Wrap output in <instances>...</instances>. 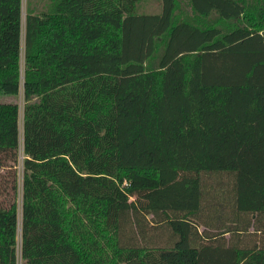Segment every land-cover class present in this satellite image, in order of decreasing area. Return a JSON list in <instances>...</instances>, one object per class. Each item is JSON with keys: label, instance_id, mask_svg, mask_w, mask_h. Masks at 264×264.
Listing matches in <instances>:
<instances>
[{"label": "trees", "instance_id": "trees-1", "mask_svg": "<svg viewBox=\"0 0 264 264\" xmlns=\"http://www.w3.org/2000/svg\"><path fill=\"white\" fill-rule=\"evenodd\" d=\"M42 1V0H41ZM0 0V264H264V247L193 244L203 173L235 175L241 214L264 216V0ZM217 17V22L212 17ZM21 164V216H18ZM131 212L172 246L121 242ZM96 244V243H95Z\"/></svg>", "mask_w": 264, "mask_h": 264}, {"label": "rangeland", "instance_id": "rangeland-1", "mask_svg": "<svg viewBox=\"0 0 264 264\" xmlns=\"http://www.w3.org/2000/svg\"><path fill=\"white\" fill-rule=\"evenodd\" d=\"M179 7L177 16L182 13L191 16L192 12L187 0H177ZM26 2L22 0L21 21V54L20 63L24 64V24L26 16ZM46 2L33 0L32 8L39 12ZM138 14H160L162 0H141L137 9ZM212 21L217 22L213 16ZM1 103H13L18 106L19 130L22 136L24 101L22 90L16 96H1ZM202 184V210L196 219L198 225L193 235V244L201 245L213 240L218 244L242 248L264 247V216L256 217L251 214H241L237 211L234 200L235 175L229 172L203 173ZM18 216H21V164L19 165L18 190ZM160 216L129 213L122 221L121 242L128 246L162 247L172 246L176 237L165 227ZM93 246L95 245V264H112L114 239L107 232L93 233ZM96 243V244H95ZM20 236H17V264H21L18 246Z\"/></svg>", "mask_w": 264, "mask_h": 264}]
</instances>
